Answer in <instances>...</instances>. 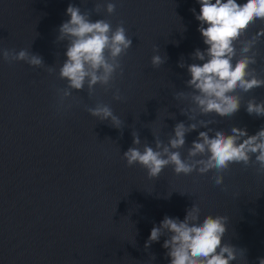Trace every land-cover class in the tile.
Returning a JSON list of instances; mask_svg holds the SVG:
<instances>
[{"label": "water", "instance_id": "obj_1", "mask_svg": "<svg viewBox=\"0 0 264 264\" xmlns=\"http://www.w3.org/2000/svg\"><path fill=\"white\" fill-rule=\"evenodd\" d=\"M111 2L116 4L112 14L102 9L90 19H106L113 28L122 22L131 36L132 47L120 57L123 74L118 72L113 81L126 99L113 100L112 88L97 85L91 98L86 90H73L80 103L57 113L52 86H65L58 68L66 59L67 43L56 40L58 28L69 19V3L90 11L93 0H0V47H30L56 69L48 73L0 58V264H169L162 247L166 236L147 249L145 241L164 216L183 220L194 202L201 220L207 214L229 217L223 241L246 250V259L238 256L231 264H259L264 257V172L256 165L231 164L218 186L214 170L177 175L169 166L159 178L149 179L138 164L127 167L122 154L132 146L133 129L154 146L152 131L167 142L181 121L216 120L209 127L230 133L236 126L255 134L264 126V116L249 115L244 105L252 97L264 100V88L237 90L241 107L231 118L196 114L189 121L180 112L188 102L174 93L188 90L187 65L203 63L191 56L207 47L191 11L199 14L200 4ZM261 27L257 21L248 35ZM153 45L167 56L159 68L150 65ZM257 51V64L251 67L264 77V36ZM181 60L185 67L178 66ZM97 102L108 104L124 120L122 135L85 111L84 105ZM205 130L186 134L182 157Z\"/></svg>", "mask_w": 264, "mask_h": 264}, {"label": "clouds", "instance_id": "obj_2", "mask_svg": "<svg viewBox=\"0 0 264 264\" xmlns=\"http://www.w3.org/2000/svg\"><path fill=\"white\" fill-rule=\"evenodd\" d=\"M197 2L200 4L199 14L195 9L191 11L199 21L198 31L207 47L204 50L197 48L191 54L192 59L203 63L187 65L190 79L185 84L188 90L175 92L174 98L188 102L180 112L189 121L195 120L196 114L208 116L215 113L216 116L231 118L241 107L237 90L247 93L264 88V77L251 67L257 64V45L264 36V27L248 35L257 21L264 24V0ZM102 9L112 14L116 4L111 0H93L90 11H81L72 3L65 10L69 19L60 24L56 37L57 41L67 42L66 59L58 68V76L65 81V86H52V106L57 113L67 112L74 104L80 103L73 96V90H86L91 98L97 85L105 91L112 88L113 100L126 99L120 89L114 87L113 81L118 72L123 74L120 57L132 47V39L122 22L113 28L106 19H90L92 13L99 14ZM0 58L8 63L23 61L48 73L56 70L46 65L39 54L31 52L30 47L19 50L0 47ZM166 60V54L162 56L158 46L153 45L150 65L159 68ZM178 66L185 67V64L181 60ZM244 106L249 115L264 116V100L257 101L252 97ZM84 109L97 120L107 121L111 127L120 129L122 135L125 122L108 104L97 102L95 106L84 105ZM215 123L216 120L207 119L187 125L177 122L167 142L151 130L154 146L142 140L138 131L133 129L132 146L123 152L122 158L127 167L138 164L145 169L149 179L159 178L169 166L177 175L193 172L203 175L214 170L213 181L218 186L223 184V173L231 164H243L245 167L254 164L258 172H264V126L249 135L246 128L232 126L230 133H225L223 129L209 127ZM200 127L206 130L199 131L182 157L180 149L185 148L186 134ZM228 220V216L221 214H207L201 220V209L194 202L186 210L183 220L166 215L159 225H154L145 241V249L159 241L161 236H166L162 247L167 249L169 264H231L238 256L246 259L245 249L223 241ZM258 260L259 264H264V257Z\"/></svg>", "mask_w": 264, "mask_h": 264}]
</instances>
